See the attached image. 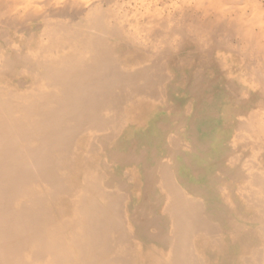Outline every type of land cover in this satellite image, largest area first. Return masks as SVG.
I'll list each match as a JSON object with an SVG mask.
<instances>
[{"label": "bare ground", "instance_id": "obj_1", "mask_svg": "<svg viewBox=\"0 0 264 264\" xmlns=\"http://www.w3.org/2000/svg\"><path fill=\"white\" fill-rule=\"evenodd\" d=\"M0 264H264V0H0Z\"/></svg>", "mask_w": 264, "mask_h": 264}]
</instances>
